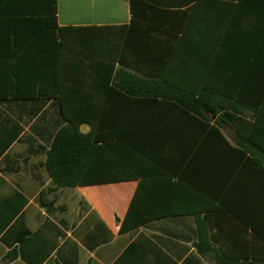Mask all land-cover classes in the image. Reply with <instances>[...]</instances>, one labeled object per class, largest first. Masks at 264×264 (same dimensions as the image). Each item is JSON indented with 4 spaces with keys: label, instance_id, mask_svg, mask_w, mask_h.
I'll return each instance as SVG.
<instances>
[{
    "label": "crops",
    "instance_id": "crops-1",
    "mask_svg": "<svg viewBox=\"0 0 264 264\" xmlns=\"http://www.w3.org/2000/svg\"><path fill=\"white\" fill-rule=\"evenodd\" d=\"M170 10L181 18L173 31L195 33V47L212 54L199 56L196 70L181 71L179 78L231 98L227 110L203 112L228 145L201 123L192 133L180 122L164 141L174 147L135 152L131 170L124 156L106 159L101 174L133 179L60 187L47 168L59 131L88 112L127 110L88 101L110 93L97 90L105 77L90 69L99 62L88 59V27L130 26L131 0H57L60 33L24 19L35 11L0 8V264L264 260V174L251 162L264 166V149L242 139L231 123L218 124L227 111L244 126L264 130V0H199ZM147 66L152 72L154 64ZM130 110L133 129L145 127L141 107ZM153 124L146 127H159ZM90 130L80 125L81 133ZM132 203L137 228L124 223Z\"/></svg>",
    "mask_w": 264,
    "mask_h": 264
},
{
    "label": "trees",
    "instance_id": "trees-1",
    "mask_svg": "<svg viewBox=\"0 0 264 264\" xmlns=\"http://www.w3.org/2000/svg\"><path fill=\"white\" fill-rule=\"evenodd\" d=\"M20 1L0 0V8L21 13L35 11L30 14L31 18L24 19L43 21L47 29L52 30L50 26H54L59 33L65 30L57 24V0H29L26 4ZM198 1L131 0L133 18L130 26L88 27V59L99 62L91 65L90 69L98 76L102 74L105 77L97 90L110 92L105 93L104 98L88 97V101L98 105L121 106L127 110L119 113L88 112V118L72 119L59 131L47 161L50 177L55 184L60 187H76L131 180L134 176L128 174H101L109 163L105 162L106 159L124 156L128 161L127 168L131 170V157L135 152L148 154L157 149L174 147L166 146L164 141L170 132L177 131L170 129V126L180 122H187L192 133L196 131L195 126L201 123L204 131L215 133L228 145L218 128L210 126V120L203 112L216 115L221 110H227L231 98L213 96L206 87H198L191 77L179 78L181 71L189 73L196 70L195 64L199 56L212 55L207 50L195 47L198 39L195 33L173 31L179 27L181 18L178 10L170 9L190 7ZM16 15L27 17V14ZM191 19L195 20L194 17ZM107 51L111 54H107ZM149 61L154 64L152 72L147 68ZM186 62L189 65H185ZM117 63L121 66L119 70H116ZM114 74L117 83L113 87ZM133 104L143 110L139 114V120L145 127L139 130L132 127L133 113L130 109ZM149 122L159 127H146ZM221 122L231 123L242 139L246 135L253 145L264 149V142L260 139H264V130L244 126L236 113L227 111L222 114L218 124ZM82 123L91 126L88 134L80 132ZM155 124L152 126H156ZM139 139H142L141 143H137L136 140ZM251 162L264 174V166L260 160L253 159ZM139 220V214L132 203L124 223L128 222L131 227L137 228L141 225ZM8 260L9 257H6L3 262ZM216 261L218 264H264L263 259L217 257Z\"/></svg>",
    "mask_w": 264,
    "mask_h": 264
}]
</instances>
